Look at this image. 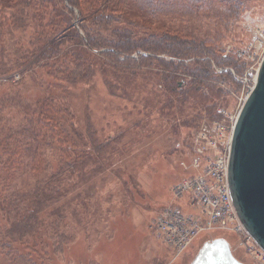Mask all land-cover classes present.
<instances>
[{"label": "trees", "instance_id": "1", "mask_svg": "<svg viewBox=\"0 0 264 264\" xmlns=\"http://www.w3.org/2000/svg\"><path fill=\"white\" fill-rule=\"evenodd\" d=\"M237 2L240 1L0 0V55L13 39L10 45L17 52L23 41L25 48L20 56L26 60V69L34 72L38 67L54 79L50 89L46 87L47 95L34 107L18 104L26 109L18 139L8 143L13 134L7 130L0 140L6 154V159L0 160V249L5 259L11 264H46L42 252L48 254V240L58 251L57 240L65 237L60 230L65 216L60 202L64 192L58 182L62 170L72 175L77 169H99L111 159L106 154L108 143L99 141L100 135L92 125H88L87 133L75 129L67 101L70 95L56 91L67 88L73 78V83H78L99 73L107 83L114 79L109 84L114 91L133 84L134 95L147 100V110L152 106L158 110V105H164L160 108L163 111L176 107L179 121L192 125L194 130L204 118L208 122L220 119L222 114L217 108L222 103L218 99L225 93L221 84L239 82L226 67L240 73L246 65L240 56L245 48L226 52L227 44H223L224 34L230 33L237 19ZM208 6L219 11L204 12ZM212 15L221 21L226 15L235 19L222 22L226 32L217 28L213 34L212 30L203 33ZM1 69L0 74L6 72ZM148 85L151 88H146ZM40 86L44 87L43 83ZM158 86L161 93L156 94ZM160 97L164 98L163 104L154 102ZM185 106H191L194 112L189 122L184 118ZM0 111L2 115L3 108ZM138 124L139 120L134 126ZM125 133L119 130L111 138L116 142L111 146L113 153L118 151ZM21 134L26 135L25 141L19 138ZM34 147L43 153L53 150L57 156L46 158L47 154L42 153L40 159H29L26 152ZM53 163H58L59 168L53 170Z\"/></svg>", "mask_w": 264, "mask_h": 264}, {"label": "rangeland", "instance_id": "2", "mask_svg": "<svg viewBox=\"0 0 264 264\" xmlns=\"http://www.w3.org/2000/svg\"><path fill=\"white\" fill-rule=\"evenodd\" d=\"M238 1L237 19L232 15L230 19V15H226L221 21L212 15L208 17L204 26L207 29L203 31L211 33L212 30L213 34L218 28L226 32L227 28L222 22L235 19L228 31L230 33L224 34L223 44H227L226 52L231 48L236 51L245 48L240 52L241 58L246 60L245 69L237 73L233 68L226 67L239 82L234 85H230V81V84L222 83L225 93L218 99L222 103L217 108V112L220 110L222 114L220 120L224 119L225 123L231 125L253 87L264 55V0ZM203 11L213 14L219 10H212L208 6ZM13 41L4 46L5 53L0 55V72L1 68L4 72L6 70L0 74V110L3 108L4 111L2 115L0 111V140L10 130L13 138L8 143L18 139V130L25 123L26 109L18 104L29 103L34 107L35 102L48 92L50 84L54 82L38 67H35L34 72L32 68L26 69V60L20 56L25 45L21 41L17 52L10 45ZM73 43L76 48L75 39ZM15 61L16 64H11ZM74 79L67 82V88L58 89L56 93L70 95L67 101L74 116L71 120L75 122V129L87 133L88 125H92L100 135L99 141L108 143L106 154L111 157L108 162L112 161L99 169H77L72 175L62 170L58 182L64 192L60 202L65 216L60 230L65 237L57 240L60 246L58 251L52 245L54 242L48 240V254L42 252L46 264H190L202 244L215 237H225L230 242L233 254L241 261L264 264V256L255 246L248 248L239 233L220 227L198 234L179 253L169 247L157 234L156 221L159 214L172 204L184 211H193L185 201H181L180 205L173 201V186L195 172L191 163L197 157L192 150L197 128L194 130L192 125L187 126L179 121L177 116L180 112L176 107L163 111L160 108L164 105L156 104L158 110H154L153 103L148 102L152 107L147 110V100L134 95L133 84L129 88L114 91L115 88L109 86L114 83V79L107 83L99 73L83 82L73 83ZM41 83L44 87L40 86ZM149 87L151 85L146 86ZM160 91L158 86L156 94ZM10 97L13 98L12 102L7 101ZM154 102L163 104L164 98H157ZM149 110L151 113L144 115ZM160 110L162 115L159 114ZM184 112L185 121H191V113H194L191 106H185ZM137 120L139 124L134 126ZM207 120L204 118L201 123ZM68 128L70 130V123ZM119 130L126 133L118 143V151L113 153L111 146L116 142L111 138ZM25 136L21 134L19 138L25 141ZM36 150L34 147L33 151L26 152L29 159L42 158L43 151ZM43 154H47L46 158L57 156L53 150ZM5 156L0 147V160L6 159ZM58 168V163L52 164L53 170ZM1 251L0 264H11Z\"/></svg>", "mask_w": 264, "mask_h": 264}, {"label": "built area", "instance_id": "3", "mask_svg": "<svg viewBox=\"0 0 264 264\" xmlns=\"http://www.w3.org/2000/svg\"><path fill=\"white\" fill-rule=\"evenodd\" d=\"M237 117V115H236ZM235 117V119H236ZM224 119L203 122L194 134L193 175L173 186V201H185L192 212L169 205L156 221L157 234L177 253L185 250L200 233L220 227L239 233L246 246L264 250L248 234L235 211L228 189V160L234 126Z\"/></svg>", "mask_w": 264, "mask_h": 264}, {"label": "water", "instance_id": "4", "mask_svg": "<svg viewBox=\"0 0 264 264\" xmlns=\"http://www.w3.org/2000/svg\"><path fill=\"white\" fill-rule=\"evenodd\" d=\"M227 178L240 222L264 250V55L234 122ZM190 264L248 263L233 254L225 237H215L202 244Z\"/></svg>", "mask_w": 264, "mask_h": 264}]
</instances>
